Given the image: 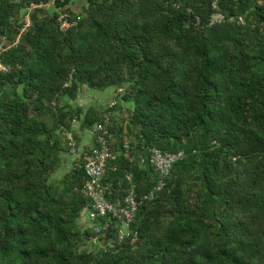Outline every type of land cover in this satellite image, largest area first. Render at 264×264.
I'll return each mask as SVG.
<instances>
[{
  "label": "trees",
  "instance_id": "16d2710c",
  "mask_svg": "<svg viewBox=\"0 0 264 264\" xmlns=\"http://www.w3.org/2000/svg\"><path fill=\"white\" fill-rule=\"evenodd\" d=\"M73 1L0 0L8 45L37 5L0 55V264H264V0ZM214 1L235 20L211 25ZM82 86L114 87L115 105L62 102ZM108 112L107 196L133 183L140 201L122 241L118 220L97 234L88 219L84 154L53 178L74 123ZM150 147L183 156L146 198Z\"/></svg>",
  "mask_w": 264,
  "mask_h": 264
},
{
  "label": "built area",
  "instance_id": "2783aa9c",
  "mask_svg": "<svg viewBox=\"0 0 264 264\" xmlns=\"http://www.w3.org/2000/svg\"><path fill=\"white\" fill-rule=\"evenodd\" d=\"M54 0H51L52 4ZM49 4V5H50ZM36 4H31L26 7L23 15V25L20 28V32L16 39L12 41L9 45H17L21 36L27 32L31 27L32 21L30 17V12L36 7ZM235 20V17H228L218 6L216 1L213 2V11L208 19L211 25L218 24L224 20ZM243 17H239L237 21L239 23L243 22ZM71 25L68 20L67 13L61 14V27L66 30ZM8 37L5 34L0 33V55L8 47ZM9 67L4 66L0 58V71H8ZM121 90V89H119ZM116 100L109 103L108 107H113ZM111 120V113H106L104 119L96 123L93 127L92 134L94 136V144L88 151H81L78 149L77 140L72 132L67 133L68 146L72 152L80 157L82 154L84 158V171L86 175L84 192L85 195L90 199V209L88 210V219L97 234L103 233L105 230L111 227V223L114 220H118L122 227L118 229L117 236L119 240H124L127 237L136 236L137 232H132L129 229L131 222L134 219L135 212H137L140 205V201L136 198L134 194V184L131 183V187L128 192L123 196V198L109 199L107 196L109 194V185L104 183V177L107 173V168L111 160L117 158L116 154L112 151L109 144V132L106 125ZM130 142L128 140L123 141L122 144V155L126 159H134L131 152ZM148 156L140 157V162L145 163L147 160L154 167L158 175V183L148 194L145 195L147 198L152 197L155 191L160 190L164 187L166 179L171 175V171L174 163L181 159L183 156V151H163L162 149L156 147L148 148ZM126 177L132 182V173H127Z\"/></svg>",
  "mask_w": 264,
  "mask_h": 264
},
{
  "label": "rangeland",
  "instance_id": "374dc122",
  "mask_svg": "<svg viewBox=\"0 0 264 264\" xmlns=\"http://www.w3.org/2000/svg\"><path fill=\"white\" fill-rule=\"evenodd\" d=\"M84 1L85 0H74L73 1V7L77 10L78 13L82 12V6L84 4ZM51 10H53V8H51ZM116 93H117V90L115 91L114 87H110V88L100 91V90L89 88L88 86H82L80 88V91L78 93V97L76 98V100H72L69 97H64L62 99V102L63 103L69 102L74 105L80 104L85 109H87L89 106H95L97 109L101 111H105L107 107L109 106V103H111L113 100H116L115 98ZM112 115L113 117H115V116H118L119 113L117 111H113ZM74 128H75V132L79 136V139H77L76 146H78V149H80L81 151L87 150L89 146H87V144L85 145L84 142L86 138L88 137L86 135V132L88 130H83L82 128H80V121H76L74 123ZM62 156H63V163L60 166V168L53 174V178L55 179L60 178L67 170H69L75 160V157H77L76 154L72 151L63 152ZM85 225L87 224L85 223ZM95 246H96L95 241H92V240L87 241L85 239L82 241V249H94Z\"/></svg>",
  "mask_w": 264,
  "mask_h": 264
},
{
  "label": "crops",
  "instance_id": "0c3cea01",
  "mask_svg": "<svg viewBox=\"0 0 264 264\" xmlns=\"http://www.w3.org/2000/svg\"><path fill=\"white\" fill-rule=\"evenodd\" d=\"M89 134V135H88ZM86 135L88 136H86L85 138H86V140H85V142H84V144L86 145L87 144V146H89V148L87 149V150H84V151H88L91 147H92V145L94 144V136H93V134H92V131H90V130H88L87 132H86ZM84 138V139H85ZM75 159H76V157H75Z\"/></svg>",
  "mask_w": 264,
  "mask_h": 264
}]
</instances>
